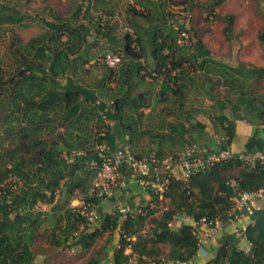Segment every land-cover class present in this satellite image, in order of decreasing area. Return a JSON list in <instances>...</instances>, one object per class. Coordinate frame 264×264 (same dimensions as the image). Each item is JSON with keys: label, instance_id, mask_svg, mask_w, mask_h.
<instances>
[{"label": "trees", "instance_id": "1", "mask_svg": "<svg viewBox=\"0 0 264 264\" xmlns=\"http://www.w3.org/2000/svg\"><path fill=\"white\" fill-rule=\"evenodd\" d=\"M138 1L144 5L141 10L128 0L124 9L131 18L122 20L117 15L119 6L125 7L124 0H64L66 10H54L40 34L11 49L13 62L6 70L0 56V107H4L0 115V264H36L32 245L42 224L47 242L56 248L86 249L101 234L111 235L117 229L118 239L110 247L113 264H129L131 255L136 263L155 264L160 257L188 262L198 252V235L188 224L171 228L173 217L182 214L194 222L217 218L224 223L232 217L229 212L236 197L227 180H236L237 188L243 190L264 187V167L247 169L236 159L216 162L192 175L188 186L170 179L162 195L168 199L165 209H158L161 198L153 194V205L128 211L122 220L118 211L109 213L92 231L74 236L88 222L71 202L85 199L96 204L99 200L88 198L97 174L91 161L96 160L95 141L107 142L108 120L124 130L125 146L136 157L147 154L151 143L161 152L174 148L166 156L199 144L182 142L189 130L202 131L192 120L193 106L187 107L194 102L212 101L210 113H205L228 137L234 132L228 112L233 119H245L264 130V93L248 81L264 77V66L219 62L190 33L185 43L178 44L179 32L190 31L165 28L169 21L164 12L152 19L146 1ZM220 1L208 0L209 8ZM141 18L153 24L148 32L153 65L145 62L144 52L137 48ZM0 20L20 23L22 14L0 5ZM225 21L228 36L233 14L226 15ZM119 22L120 27H131L135 37L124 32L121 47L115 48L107 37ZM258 39L264 51V25ZM97 44L99 56L91 51ZM191 46L194 51L188 50ZM107 51L122 53L117 73L116 66L102 63L116 86L108 92L109 76H102L97 89L88 88L79 81L78 72ZM60 79H65L63 84ZM101 131L103 136L98 135ZM38 203L47 204L50 212L39 209ZM250 217L242 230L250 249L225 240L203 264H264V209H254ZM109 238L82 264H102L110 250Z\"/></svg>", "mask_w": 264, "mask_h": 264}, {"label": "rangeland", "instance_id": "2", "mask_svg": "<svg viewBox=\"0 0 264 264\" xmlns=\"http://www.w3.org/2000/svg\"><path fill=\"white\" fill-rule=\"evenodd\" d=\"M63 1L0 0V5L7 6L12 12L18 11L19 14H22L20 23L0 20V23H2L0 25V56L4 70L13 62L11 49L17 46L19 41L25 43L30 38L40 34L43 31L42 27L45 25L44 21L51 19V13L54 10H66L67 7ZM133 1L141 10L143 3L138 0ZM127 2L128 0H124V8H126ZM162 4H164L163 7L154 8L152 19L159 16L160 12H164L166 20L169 21L164 25L165 28L170 25L176 29L186 27L190 31L193 40H195L194 36L202 40L209 50L211 58L231 66H236L240 62L249 68L264 66V51L258 39V34L264 25V0H221L219 4L213 5L211 8H209L208 0H162ZM228 14H233V23L232 32L227 36L224 32V26L226 24L225 16ZM141 19L144 24L148 22L145 18ZM122 32L125 31L122 30ZM144 47L143 58L149 63L151 59L149 43H145ZM187 48L194 51L193 46ZM94 51L92 50V52ZM95 52L98 53L100 50ZM97 60L93 63H86L80 69L78 72L79 81L86 84L88 88L92 86L97 89L102 76L103 79L109 76L106 80L109 92L116 86L115 79L112 78V75H109L108 68L102 64L103 62ZM149 65L151 64L149 63ZM119 67L120 64L115 67L116 73ZM64 81L65 79H60L58 82L63 84ZM248 81L254 90L264 93V77H251ZM3 111L4 107H0V115ZM12 189L14 192L17 191L15 185H12ZM38 207L42 211L50 212L49 206L45 203H41ZM99 224V221L94 222L95 226H99ZM91 225L89 224L90 227L88 228H92ZM83 226L80 227L79 231ZM44 227L45 225L42 224L37 229V235L32 245L36 264H82L90 256L95 255V250L105 243L107 236L110 237L109 239L113 238V233L111 235L101 234L94 244L86 249L72 245L56 248L50 246L47 242ZM107 246L111 247L112 245L110 243ZM129 264L135 263L130 262Z\"/></svg>", "mask_w": 264, "mask_h": 264}, {"label": "crops", "instance_id": "3", "mask_svg": "<svg viewBox=\"0 0 264 264\" xmlns=\"http://www.w3.org/2000/svg\"><path fill=\"white\" fill-rule=\"evenodd\" d=\"M150 7L152 15L154 13V8L163 7L162 0H145ZM122 5V4H121ZM137 5V4H136ZM136 8H138L136 6ZM118 14L120 19L127 20L130 17V14L126 12L124 6H119ZM155 18V17H154ZM152 20V19H151ZM153 26L152 22H146L139 25L138 34L140 36V43L137 48H140L142 51L145 48L144 44L149 43L151 49V43L148 40V32ZM120 25L115 26L111 29L110 34L107 39L112 43V47L120 48V42H123L122 37L123 33ZM105 39V38H104ZM103 41V40H101ZM100 48L99 44L93 46L91 51H97ZM94 51V52H95ZM144 52V51H143ZM151 56V53H150ZM152 59V56H151ZM149 61L151 65L154 64L153 59ZM149 64L147 61H145ZM212 101L205 100L203 103L194 102L187 104V107L193 106V119L197 120L196 127L201 128V132H197L194 129L189 130L182 139V142L186 144L190 142H195L203 145H207L213 148H224L229 147L234 153L241 152H264V130L261 125H253L246 121L245 119H233V116L228 112L229 121L232 122L234 132L231 137H228L224 134L223 129L218 125H215L210 116V106ZM148 109H144L147 111ZM209 111V112H208ZM205 112H208L205 113ZM109 130L106 134V143L110 150H116L122 146H125V140L127 136L124 133V130L119 126L115 121L108 120ZM151 150L156 151L159 156H166L169 150L174 148H164L163 152L158 150L154 143H151ZM147 150V152H149ZM162 153V154H161ZM162 199V197H161ZM159 200L157 205L158 209L162 210L167 207L168 199L164 198ZM146 205H153V193L146 189L142 188L135 181V178L131 175H127L125 181L117 189H115L112 194L108 197L98 200L95 204V208L99 214V223L103 217L109 213H116L118 208H125L124 212H117L119 214V220H122L126 216V212L132 211L136 208L143 207ZM264 209V196L259 198L256 201L255 209ZM157 214V213H156ZM250 215L239 213V215L231 221L224 223H219L217 226H209L201 222H194L192 219L186 217L185 215H176L173 217L170 227L173 229L178 228L182 224L190 225L198 236L202 238V243L200 245L199 251L195 256L188 262H176L172 260H167L165 257H160L161 259L155 264H203L210 257H212L216 251L217 246L225 240H230L234 242L239 248L248 251L251 247L250 243L247 242L243 236L242 230L247 223L251 221ZM89 224H92V228ZM95 227L94 223H85L81 228L79 233L75 234L76 237L80 235L83 231H92ZM111 245L114 246L118 239V230L116 229L113 233V238H111ZM111 246V248H112ZM106 251V257L102 261V264H113L112 262V250ZM128 251V249H127ZM163 256V255H162ZM135 264H145V263H136Z\"/></svg>", "mask_w": 264, "mask_h": 264}, {"label": "built area", "instance_id": "4", "mask_svg": "<svg viewBox=\"0 0 264 264\" xmlns=\"http://www.w3.org/2000/svg\"><path fill=\"white\" fill-rule=\"evenodd\" d=\"M129 2L136 7L132 0ZM121 28L135 37V32L131 27L122 26ZM188 38L189 32L182 29L179 32L177 43L183 44ZM121 58L120 51H107L99 57L101 62L111 68L117 66ZM96 103H100V99L96 100ZM98 135L103 136L104 132L101 131ZM94 150L96 160L91 161V165L97 168V174L89 189L88 198L95 197L99 200L110 196L124 183L127 175L133 176L140 187L150 190L161 198L170 179L179 181L183 186H188L192 175L207 171L216 162L236 159L241 161L247 169L264 167V152L262 151L234 153L229 147L213 148L203 144H190L184 150L167 156H159L156 151L151 150L144 156L136 157L127 146L112 151L107 143L100 141H95ZM78 154H80L79 151L73 152L66 158L67 161H71ZM226 184L236 192L235 202L229 212L232 216L229 221L234 220L242 212L247 215L252 214L256 201L264 196V187L255 190L238 189L234 179L227 180ZM2 193L0 191V197ZM71 205L85 218L86 222L98 221L99 214L95 204L85 199H78L73 200ZM117 211L124 212L126 210L118 208ZM199 222L213 227L220 223L217 218L208 220L206 217H202ZM201 243L202 238L198 236L199 247ZM130 260L135 261V256L131 255Z\"/></svg>", "mask_w": 264, "mask_h": 264}]
</instances>
